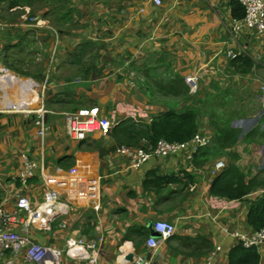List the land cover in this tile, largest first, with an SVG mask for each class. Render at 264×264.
<instances>
[{
  "label": "crops",
  "instance_id": "1",
  "mask_svg": "<svg viewBox=\"0 0 264 264\" xmlns=\"http://www.w3.org/2000/svg\"><path fill=\"white\" fill-rule=\"evenodd\" d=\"M9 1L0 0V16L20 10L8 9ZM105 1L108 6L104 11L110 13L108 19L113 21L112 25L120 27L118 34L122 37L131 31V38L122 37L120 42H133V50L144 56L146 51L162 53L166 61L172 62L176 74L197 75L202 91L219 93L239 86L249 94L245 102L251 101L248 112L244 115L242 110V113L238 111L231 125L241 131L238 142L225 149L222 159L237 165L246 183L251 181L259 187L242 202H228L209 194L216 178L211 174L214 161L202 168L193 163L187 168L184 156L177 154L153 158L142 168L131 170L128 160L116 153L109 136L92 134L79 141L70 138L65 131L66 114L89 110L115 127L126 117L150 121L151 116L139 108L136 99H141L144 108L155 107L157 112L153 115L159 107L150 105L138 90L117 88L116 83L123 78L106 79L104 74L98 79L83 80L75 76L74 68L67 69L72 66L68 63L45 68L38 58L35 60L34 54L28 55V47L44 48L45 44L50 50L53 47L57 50L58 46L62 47V41L52 28L44 29L49 21L35 16L34 22H27V16L22 15V21L27 23L0 21L2 26L22 27L23 63L28 65L22 71L10 65L7 70L17 78L12 84L7 86L0 80V178L9 190L18 188L13 178L21 166V153H27L37 164L34 177L24 190L30 200L42 199L47 191V179L61 182L69 178L81 187L86 185L85 190L80 187L63 196L69 205V213L63 220L64 230H57L54 224V231L32 233V239L40 245L61 249L68 238L85 241L100 238L96 264H205L209 253L221 245L223 256L213 264H228L227 254L235 245L222 234V229H246L249 202L264 194V110L259 98L264 84V34L257 36L243 30L236 41L231 40L229 29L236 20L232 16L233 0H160V7L153 0ZM24 9L28 13V8ZM92 11V8L86 10ZM37 21L41 22L39 26ZM107 25L112 27L108 22ZM89 28L92 29L90 24ZM12 31L0 33V48H16L12 45L17 41H8L14 40ZM70 37L76 41L74 35ZM229 52L237 54L236 59L250 58L254 63L251 72L236 73L227 57ZM14 58L15 53L10 54L8 62ZM61 59L60 54L58 62ZM2 68L6 69L0 62ZM40 109L44 111L45 135L41 144L35 126L36 111ZM98 142L102 156L96 149ZM240 157L243 160L238 164ZM148 172L169 179L161 190L150 187L159 191L157 194L143 188ZM3 197L0 192V202ZM6 209L12 211L13 206L6 204ZM158 221L173 224L175 235L167 241L154 236L153 228ZM149 238L159 242L156 251L147 248ZM126 256H132V261H125ZM15 264L28 263L19 255ZM61 264L88 263L63 258ZM259 264H264L263 258Z\"/></svg>",
  "mask_w": 264,
  "mask_h": 264
},
{
  "label": "built area",
  "instance_id": "2",
  "mask_svg": "<svg viewBox=\"0 0 264 264\" xmlns=\"http://www.w3.org/2000/svg\"><path fill=\"white\" fill-rule=\"evenodd\" d=\"M244 10V16L240 20H233L230 26L231 40L236 41L239 34L243 30H247L257 36L264 34V1L263 0H234ZM155 6L162 5L160 0H153ZM25 20H27L25 18ZM34 22L33 18L29 19ZM40 21L36 22L39 26ZM57 37H55V42ZM228 59L235 60L237 54L229 52ZM9 71L0 69V80L5 85L9 79ZM189 92L197 93L199 85V77L197 75H186L184 78ZM260 101L264 110V84H261ZM37 120L35 126L37 129L36 137L40 144L44 139L43 117L44 111L41 109L36 111ZM115 128L104 118H100L94 112L89 110H80L75 113L65 115V131L73 140H83L87 135L99 134L106 137L111 130ZM212 146V140L203 135L196 134L190 141L185 143H168L159 141L156 147L127 148L120 147L116 149V153L128 160V168L138 170L147 164L153 158H167L177 154L184 156L187 168L192 166L194 158L205 149ZM146 149V150H145ZM21 166L18 174L13 178V182H18L19 187L9 190L3 179L0 178V192L3 198L0 202V261L1 264H15V260L19 255L23 256L24 261L28 264H61L62 257L67 259H75L86 261L88 264H96L100 256L101 239L88 240L76 238H68L64 241L61 249L52 246L40 245L32 239V233L50 232L53 225L56 224L57 230H64L66 224L63 220L69 213V205L63 200V196L69 190L79 189L81 185L72 179H63L60 181H51L47 179L45 186L47 191L39 201H32L30 197L25 195L24 190L28 187L30 179L33 178L37 164L29 158L27 153L20 155ZM211 168V174L217 177L226 169V163L223 161H215ZM73 173V172H72ZM44 179V176L42 175ZM84 190L87 188L86 185ZM6 204L13 206L12 211L6 209ZM248 225L244 230L229 231L222 229V234L229 237L234 245H241L244 249L255 248L264 259V229L252 231ZM161 241H167L175 235V226L166 221H158L153 228ZM159 242L155 238H149L147 248L156 251ZM223 256L221 245L214 248L206 258L205 264H213L219 257Z\"/></svg>",
  "mask_w": 264,
  "mask_h": 264
},
{
  "label": "trees",
  "instance_id": "3",
  "mask_svg": "<svg viewBox=\"0 0 264 264\" xmlns=\"http://www.w3.org/2000/svg\"><path fill=\"white\" fill-rule=\"evenodd\" d=\"M35 1L36 0H10L8 9L27 7L30 10V17L34 18L35 11L33 10V3ZM45 8L46 12L40 14L39 17L45 18L49 16L51 11H53V13L58 12L60 17L56 15L53 19L50 18V23L52 22L54 26L59 27L58 29L65 24L72 23L74 15L82 17L79 8H76L74 5L72 6L70 0H54L53 3H46ZM232 16L238 20L244 16L243 8L234 0L232 3ZM0 21H6V19L0 16ZM11 23L15 24L14 22ZM84 28H89V26H84ZM107 31L111 33L110 30ZM127 32L126 34L131 35L130 30ZM122 37L124 36L122 35ZM122 37L119 35L116 41L122 43L120 42L122 41ZM13 38L14 40H8L9 43L17 41L12 46H21V35H16ZM84 39L82 43L77 45L76 52L72 56L70 62L71 65L77 66L75 76L83 80H94L96 76L107 75L104 72V68L98 67L97 65L100 63L99 51L102 49L107 50L108 44H104L103 38L99 37ZM126 43L132 44L133 42L129 41ZM113 49L114 46H112V50ZM87 53L91 54L89 59L90 64L85 66L84 59ZM162 55V53H156L155 51H146V55L141 59L140 63L132 69L137 76L143 78L142 85L137 88L138 91L143 94L150 105L159 107L158 113L151 116L149 122L137 120L132 117H126L121 120L108 135L115 143L116 149L120 147L133 149L150 147L154 150L157 143L161 140L168 143L181 144L190 141L202 130L197 109L194 107L187 108V105L192 103L193 98L189 95V89L184 83L183 77L176 74L172 62L166 61L165 57ZM118 59L113 58L111 55L112 61ZM153 63L164 66L166 72L168 70L171 71L165 77L163 75L158 76L159 79H157L158 82H156L153 79L156 65ZM124 64H119V66L114 64L112 67L118 71L124 67ZM253 64V61L247 57H240L231 61L234 71L242 75L250 73ZM131 65H133V63ZM104 66H108L106 62ZM165 78H169V80L165 82ZM118 79L120 78L118 77ZM220 93H229V90L227 89L219 92V94ZM230 96L231 94L229 93L226 98ZM158 97H171L172 99H176L177 102L171 103V105L174 106L173 108L168 107L170 104L155 105L153 102L156 101ZM182 106H185V108H182ZM214 109L217 110V108ZM213 116L219 123H222L223 126L216 124V129H218V131L215 129L214 136L210 138L212 140V146L195 156L193 165L197 168L205 167L210 163L212 164L213 161H217L216 159H218V156H222L225 149L236 145L239 135L241 134L239 130L233 129L232 127L228 128L231 119L226 117L223 112H214L212 117ZM96 149L100 151V156H102L103 149H101V142L97 143ZM168 181L169 179L167 177L156 176L154 173L148 172L143 181V188L146 191H152L157 194L159 191L151 190L150 187L156 186L161 190ZM30 182L31 181H29V184ZM257 187H259L257 183L251 181L248 183L245 182V176L240 172L237 165L228 164L226 169L215 178L209 190V194L214 198L228 202H242L246 197L250 196ZM249 204L250 211L246 218L247 225L251 227L252 231L264 229V194L251 200ZM51 231H54V229ZM260 260L261 256L255 248L244 249L241 245H235L227 254L228 264H259Z\"/></svg>",
  "mask_w": 264,
  "mask_h": 264
},
{
  "label": "rangeland",
  "instance_id": "4",
  "mask_svg": "<svg viewBox=\"0 0 264 264\" xmlns=\"http://www.w3.org/2000/svg\"><path fill=\"white\" fill-rule=\"evenodd\" d=\"M115 2H120L121 0H112ZM54 0H36L33 3V10L35 11V16H37V18H41L39 17L40 14H44L46 12V3H53ZM70 4L73 6H76V8H79V12L81 13L82 17H78L77 15H74V19L73 22L70 24H65L62 27H60V29H58L59 27H56L51 23H48V28L44 27L45 30H48L50 28H52L55 33L58 34V38L60 37V40L62 41L61 45L62 47L57 48V50L55 49H51L50 50V46L44 44V48L40 47L39 45L35 46L32 45L31 47H28V55L34 54V58L35 60L38 58L41 64H45V68H49L51 69V67L53 66V64H70L71 60H72V56L74 55V53L76 52V47L78 44L82 43L83 40H85L84 38H94V37H99V38H103V42L104 44H108V49L107 50H100L99 51V57H100V63L97 65L98 67H102L104 68V72L107 75H102L104 78L109 79V78H115L117 80L118 77L121 79H125V80H119L120 82H117V88L120 89H125L127 90L129 87H131L132 89H134L135 91H137L138 87L142 85V80L143 78L141 76H137L135 74V72L132 70L135 66H137L141 59L143 58L144 54H142L140 51L138 50H133V46L131 44L128 43H119L116 41L117 37L120 35L118 34V31L120 30L119 26H114L113 21L108 19V16L110 15V13H106L104 11V7H107L108 5V1L105 0H70ZM87 8H92V12H86ZM125 10V9H124ZM123 14L125 13L124 11L122 12ZM21 15L22 16H27L29 21L30 17V11L28 8V13L26 11V9L22 10V8H20V10H16L15 12L11 13V14H6L5 19H7L9 22H14V23H27L26 21H22L23 19H21ZM60 17V15L58 14V12L53 13V11H51L49 13V16L45 17L44 19L50 22V18L53 19L54 16ZM114 16H119L117 14H113ZM20 21V22H19ZM107 21L109 25H112V27L110 28L107 25ZM125 21H130V20H125ZM89 24L92 26V29L90 28H84V26H89ZM20 25V24H19ZM18 25V27L15 28H10L7 26H2L0 25V30H1V35L3 34V32L5 33H10V31L14 32L13 36H20V34L24 33V31L21 29L22 27H20ZM127 26H129V24H127ZM12 29V30H10ZM20 29L22 31H20ZM110 30L111 33H109ZM26 32V31H25ZM48 33V31L46 32ZM52 34V32H51ZM75 36L76 41L71 40L70 36ZM123 38H131V35H126ZM55 40V39H54ZM126 42H129V40H126ZM114 44V45H113ZM112 46H114V49L112 50ZM34 47L37 48V50L35 51ZM9 47H3L0 48V62L1 64L6 68L9 69L12 65V67L16 68L17 70H25L28 68V65L26 66L23 61H25V57H24V53L23 50L25 47L21 46L16 47L15 49H8ZM45 51V53H44ZM93 51V50H92ZM15 53V58L8 62V59L10 57V54ZM61 54L62 59L60 60V62H58L57 57ZM19 55V57H18ZM111 55L113 56V58L118 59V58H125V59H118V60H111ZM91 54L87 53V55L85 56L84 59V64L85 66H87V64H90L89 59H90ZM166 57H171V56H166ZM31 58L28 57V62L30 61ZM174 61V58L173 60ZM107 63L108 66H104V63ZM125 63V64H124ZM133 63V65H131ZM119 66V64H124V67L121 68L120 70L116 71L112 66L113 65ZM156 70L154 71V80L156 82L158 78V76L163 75L164 77L166 75H168V73L171 70H168L166 72L164 66L160 65V64H156ZM73 66V67H72ZM67 67V69H69L70 71L76 70L77 66L75 67L74 65ZM174 68V67H173ZM175 71V70H174ZM20 73V72H19ZM98 75V74H97ZM183 80L185 78V74H183ZM102 76H96L95 78L98 79ZM102 78V79H104ZM17 79V78H16ZM100 79V80H102ZM169 80V78H165V82ZM185 83V81H184ZM200 85V82H199ZM198 85V92L195 94H192L189 92V95L193 98L192 103L190 105H187V108H196L198 111V115H199V123L200 126L202 128L201 131L203 132H199L198 134L203 135L207 138H211L214 136V132L216 129V124H219L221 126H223L222 123H219L218 120L212 115L213 113H217V111H221L223 112L226 117H228L229 119H231V122L229 123L228 128H231L232 123L234 122V118L237 117L238 115V111L242 110L243 114L245 115L248 112V108H249V104L251 103V101H249V103H245L248 100L247 92L246 91H241L239 86H235V88H233L231 91H229V93L231 94V97L226 98L229 93H216L213 91H202L200 88L201 86ZM229 86H231L229 84ZM143 87V86H142ZM204 88V86H203ZM209 88V87H208ZM207 89V88H206ZM201 90V91H200ZM243 92V93H242ZM254 98V94L252 95ZM155 99V98H154ZM139 108L143 111H145V113L150 116H153V114H155L157 112V109L155 107L153 108H144V104L143 102H141V99H136ZM253 101V100H252ZM177 102L176 99H172L171 97H167V98H162V97H158L156 99V101H154L153 103L155 105H159V104H163V105H167L170 104L168 107L173 108L174 106L171 105V103H175ZM149 105V104H148ZM182 108H185V106H182ZM214 108H217L214 109ZM242 111H240V113H242ZM137 120H139L138 118H136ZM234 119V120H233ZM216 131H218V129H216ZM218 151V150H217ZM223 156V155H222ZM222 156H218V159L221 160H217V161H223L226 163V166H228V163L226 160L222 159ZM241 160H243V158L240 157V159L238 160V164H240ZM213 161V160H212ZM242 166V165H240ZM64 200V198H63ZM66 201V200H64ZM67 202V201H66ZM64 257H62L63 260ZM225 259V257H224ZM223 259V260H224ZM222 260V259H221ZM222 260V261H223ZM227 261V259H226ZM226 261L224 260V262L226 263Z\"/></svg>",
  "mask_w": 264,
  "mask_h": 264
},
{
  "label": "bare ground",
  "instance_id": "5",
  "mask_svg": "<svg viewBox=\"0 0 264 264\" xmlns=\"http://www.w3.org/2000/svg\"><path fill=\"white\" fill-rule=\"evenodd\" d=\"M9 79H7V83H13L16 80V77L13 73L9 72Z\"/></svg>",
  "mask_w": 264,
  "mask_h": 264
},
{
  "label": "water",
  "instance_id": "6",
  "mask_svg": "<svg viewBox=\"0 0 264 264\" xmlns=\"http://www.w3.org/2000/svg\"><path fill=\"white\" fill-rule=\"evenodd\" d=\"M155 235L158 236L156 233H154V236ZM124 260L131 262L132 261V256H126Z\"/></svg>",
  "mask_w": 264,
  "mask_h": 264
},
{
  "label": "clouds",
  "instance_id": "7",
  "mask_svg": "<svg viewBox=\"0 0 264 264\" xmlns=\"http://www.w3.org/2000/svg\"><path fill=\"white\" fill-rule=\"evenodd\" d=\"M30 11V10H29ZM215 162V161H214ZM35 175V174H34ZM34 177V176H33ZM31 180V179H30Z\"/></svg>",
  "mask_w": 264,
  "mask_h": 264
}]
</instances>
